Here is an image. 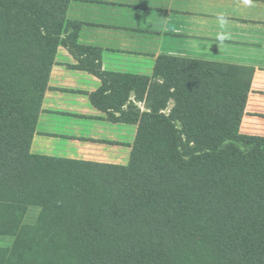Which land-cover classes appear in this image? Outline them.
I'll return each mask as SVG.
<instances>
[{
	"label": "trees",
	"instance_id": "obj_1",
	"mask_svg": "<svg viewBox=\"0 0 264 264\" xmlns=\"http://www.w3.org/2000/svg\"><path fill=\"white\" fill-rule=\"evenodd\" d=\"M71 2L0 0V234L20 235L35 204L59 230L66 262L264 264V136L241 130L251 69L161 54L150 74L107 70L105 48L80 40ZM61 47L96 87L53 84ZM54 92L81 94L85 108L53 110ZM50 113L127 133L100 141L42 130ZM38 136L100 142L124 160L36 152ZM19 242L9 264H35Z\"/></svg>",
	"mask_w": 264,
	"mask_h": 264
},
{
	"label": "rangeland",
	"instance_id": "obj_2",
	"mask_svg": "<svg viewBox=\"0 0 264 264\" xmlns=\"http://www.w3.org/2000/svg\"><path fill=\"white\" fill-rule=\"evenodd\" d=\"M97 0H72L69 14L71 18L84 22L80 40L86 44H93L105 48L104 68L107 70H121L150 74L155 61L152 50H144L143 41L137 32L138 27L123 24L122 13H112L106 5L96 4ZM122 12V10H119ZM132 14L136 11H130ZM110 15H117L116 21H111ZM128 16V15H126ZM135 17V16H132ZM126 22V20H124ZM132 22V21H131ZM147 38H153L147 35ZM153 43V41H148ZM147 46V49H152ZM57 64L53 70V84L64 88L77 90H91L99 81L89 73L71 70L68 63L74 59L63 47L60 48ZM48 105L53 110L65 112L77 111V108H85L86 98L81 94L58 93L50 95ZM79 112V111H78ZM110 121L104 123L99 120H87L70 114H46L43 118L41 129L56 131L70 137H92L100 141L109 138L122 139L127 130L117 128ZM133 128L131 127V131ZM36 152L61 155L71 158L91 159L99 161L120 162L124 160V153L119 148L100 142H87L72 138H52L38 136L33 145ZM20 235L0 234V264L14 262L10 252H16L18 240H23V254L35 264H76L75 260L66 262L64 256L66 248L60 244L59 230H55L51 222L43 215L40 205H28L22 218ZM18 244V245H17ZM14 249V250H13ZM22 251V247H21ZM17 254H20V252ZM13 258V259H12ZM18 258V257H17ZM9 259V260H8ZM74 262V263H73ZM16 263V262H15ZM78 264V263H77Z\"/></svg>",
	"mask_w": 264,
	"mask_h": 264
},
{
	"label": "crops",
	"instance_id": "obj_3",
	"mask_svg": "<svg viewBox=\"0 0 264 264\" xmlns=\"http://www.w3.org/2000/svg\"><path fill=\"white\" fill-rule=\"evenodd\" d=\"M96 4L122 13L123 24L138 27L140 39L147 41L143 49L152 50L154 58L166 54L251 69L241 130L264 136V0H97ZM109 17L118 22L114 19L121 16Z\"/></svg>",
	"mask_w": 264,
	"mask_h": 264
}]
</instances>
